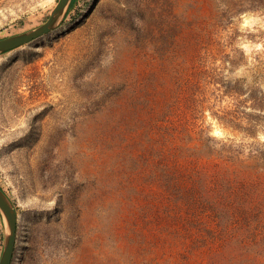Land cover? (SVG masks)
I'll use <instances>...</instances> for the list:
<instances>
[{
	"label": "rangeland",
	"instance_id": "1",
	"mask_svg": "<svg viewBox=\"0 0 264 264\" xmlns=\"http://www.w3.org/2000/svg\"><path fill=\"white\" fill-rule=\"evenodd\" d=\"M0 190L11 264H264V0H69L0 54Z\"/></svg>",
	"mask_w": 264,
	"mask_h": 264
},
{
	"label": "water",
	"instance_id": "2",
	"mask_svg": "<svg viewBox=\"0 0 264 264\" xmlns=\"http://www.w3.org/2000/svg\"><path fill=\"white\" fill-rule=\"evenodd\" d=\"M68 1L69 0H58L55 7L48 16L47 20L41 26L19 35L1 39L0 54L18 48L24 44H27L53 31L61 16L62 10L64 9ZM0 212L5 219L6 227H7V236L0 257V264H11L15 252L14 250H15V242H16L17 216L9 199L1 190H0Z\"/></svg>",
	"mask_w": 264,
	"mask_h": 264
},
{
	"label": "bare ground",
	"instance_id": "3",
	"mask_svg": "<svg viewBox=\"0 0 264 264\" xmlns=\"http://www.w3.org/2000/svg\"><path fill=\"white\" fill-rule=\"evenodd\" d=\"M62 28H64V27H62ZM14 256H15V253H14ZM19 256V253H18V251H17V256L15 257V258H17Z\"/></svg>",
	"mask_w": 264,
	"mask_h": 264
}]
</instances>
